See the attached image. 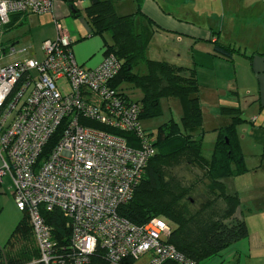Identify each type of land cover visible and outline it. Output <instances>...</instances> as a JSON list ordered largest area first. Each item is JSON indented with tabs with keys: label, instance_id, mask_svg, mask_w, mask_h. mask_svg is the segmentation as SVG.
I'll use <instances>...</instances> for the list:
<instances>
[{
	"label": "built area",
	"instance_id": "built-area-1",
	"mask_svg": "<svg viewBox=\"0 0 264 264\" xmlns=\"http://www.w3.org/2000/svg\"><path fill=\"white\" fill-rule=\"evenodd\" d=\"M52 5L53 0H0V36L12 15L44 14ZM54 25L56 37L43 42L41 60L0 66V180L12 179L15 204L30 217L40 261L87 264L101 247L109 264L141 259L144 264H194L163 242L170 232L165 220L152 218L139 226L118 215L156 152L155 137L141 126L140 104L110 84L121 69L116 56L108 53L97 66L85 67L73 55L69 31L57 19ZM61 78L69 92L57 85ZM60 125L57 143L43 155ZM56 209L71 226L72 248L65 254L54 252L52 227L42 217V211Z\"/></svg>",
	"mask_w": 264,
	"mask_h": 264
},
{
	"label": "trees",
	"instance_id": "trees-1",
	"mask_svg": "<svg viewBox=\"0 0 264 264\" xmlns=\"http://www.w3.org/2000/svg\"><path fill=\"white\" fill-rule=\"evenodd\" d=\"M119 1L122 0H90L81 10L89 26V35L101 37L104 55L113 53L121 64L119 73L110 82L111 86L127 98L129 96L121 88L123 83L141 91L142 96L136 101L140 104V121L161 115V98L176 99L180 106L181 124L170 118L158 126L153 141L156 152L150 157L132 197L118 207V215L139 226L152 218L165 220L170 225V232L163 242L173 246L186 260L203 264L248 235L238 192L228 184L229 179L246 169L237 137V125L244 118L237 107L220 108L219 117L225 119V122L215 130L211 157L205 158L202 155L203 133L200 132L201 88L193 66L177 67L166 61L148 58L147 50L152 42L156 23L141 11V0H136L138 7L134 12L117 14L115 6ZM75 14L80 16L78 8ZM18 15L11 16L3 32L13 27V19ZM106 34L109 35L110 42L104 38ZM213 52L219 57L232 60L235 52L239 51L234 46L214 41ZM18 87L9 99L16 94ZM81 123L108 129L90 121L82 120ZM61 130L60 125L46 144L43 155L53 149ZM116 133L132 138L131 134L125 132ZM182 165L202 172L198 184L205 186L206 197L199 204L193 196L197 190L196 183L185 185L182 182L184 177L174 171ZM21 212L23 215L6 243L0 245V264H43L30 217L26 211ZM42 217L52 227L54 252L65 254L72 248L69 220L57 209L42 211ZM87 264L109 262L101 247H98L88 257ZM121 264H134V261H123Z\"/></svg>",
	"mask_w": 264,
	"mask_h": 264
},
{
	"label": "rangeland",
	"instance_id": "rangeland-1",
	"mask_svg": "<svg viewBox=\"0 0 264 264\" xmlns=\"http://www.w3.org/2000/svg\"><path fill=\"white\" fill-rule=\"evenodd\" d=\"M132 7L125 5L118 9V12H129ZM37 14H30L29 23L36 25ZM73 19L72 30L76 35L72 38L78 39L79 36H87L89 26L83 14L71 18ZM65 21V19H62ZM53 27L55 28L54 21ZM44 24H41V26ZM63 25V24H62ZM28 27L24 25H15L4 31L0 36V66L10 63L15 60L24 59H42V42L41 34L44 32L38 27L27 33ZM63 27H65L63 25ZM52 28V26H51ZM56 30V29H55ZM156 30V29H155ZM104 38L110 42L109 35H104ZM88 42L91 50H97L100 53V44L103 39L99 36H94L76 42L75 45L81 42ZM95 42L94 44H91ZM13 43L16 53L10 54V45ZM203 44L204 41H194L186 35L172 33L159 27L154 34L153 41L151 42L147 56L151 60L166 61L174 66L192 67L195 70V75L198 84L201 88L199 97L202 107V155L209 159L212 154L213 144L216 138V129L219 124L220 108L222 107H237L242 112L244 121L237 125V137L240 147L244 156L245 170L237 175L234 179V189L238 192L240 200V209L243 214L247 226L261 227L264 226V149L258 146L249 137H243L244 127L249 122L250 112L244 111L247 106L246 100L250 96L243 97L242 90L244 89L243 74L236 73L233 70L232 63L224 59L221 64L216 62V65L204 61H195L193 50L202 48L206 50ZM25 48L24 52H19L20 49ZM27 48V49H26ZM203 60V58H201ZM232 66V67H231ZM57 85L63 88V91L69 92V86L63 78L57 80ZM121 88L129 98L134 101L140 100L142 93L139 89L132 87L127 83H123ZM28 92H26L18 106L26 99ZM252 99V98H251ZM161 115L154 118H143L140 123L143 129L151 133L155 137L157 128L168 119L173 118L176 122L181 124L180 121V106L179 102L174 98L163 97L160 100ZM16 109L10 115L6 123L11 120ZM1 119V116H0ZM256 125V123H255ZM262 126V125H258ZM178 170V171H177ZM180 170V171H179ZM174 171L179 172L177 175L184 177L182 182L185 185L195 182L197 190L193 196L196 203H200L206 197V188L204 185L198 184V179L202 177V172L182 167H177ZM14 185L9 175L4 176L0 180V245L3 246L15 225L21 219L23 213L17 208L13 198ZM214 258L207 259L203 264H212ZM134 264H144L143 259L136 261Z\"/></svg>",
	"mask_w": 264,
	"mask_h": 264
},
{
	"label": "crops",
	"instance_id": "crops-1",
	"mask_svg": "<svg viewBox=\"0 0 264 264\" xmlns=\"http://www.w3.org/2000/svg\"><path fill=\"white\" fill-rule=\"evenodd\" d=\"M89 1L79 0L75 5L81 14H83L81 11L83 6ZM70 3L73 2L53 0L51 11L37 14L36 25L29 23V16L34 13L19 14L13 19L12 24L13 26L26 24L29 26L27 33L34 31L37 27L43 30L41 34L43 44L45 40L56 37L52 21L59 20L69 31L72 40L71 48L76 61L88 68L95 67L104 57L103 43L100 44L101 51L98 54L97 50H91L92 47H89L87 41L75 45L79 38L83 41L94 35H89L88 32L87 36L72 38L76 33L72 30L73 19L71 18L78 16L71 13ZM137 3L136 0L119 1L116 3L115 11L120 14L118 9L129 5L132 10L127 13L122 12L120 15L132 13L138 7ZM140 6L141 11L156 23V30L162 27L166 31L186 35L191 40L206 42L207 44H203L206 50L202 51V48L193 50L195 61L201 60L214 66L216 62L219 64L223 62L224 59L213 52L214 41L238 49L239 52H235L232 60L229 61L233 65L234 72L244 73L242 96H250L244 108L245 112H250V118L248 124H245L243 137H249L264 149V0H141ZM41 24L44 25L41 26ZM91 44L95 45V42L92 41ZM224 122L225 119L219 118V124ZM234 179L235 177L228 181L232 188H234ZM247 228V237L231 244L213 257L212 264H264V226H247Z\"/></svg>",
	"mask_w": 264,
	"mask_h": 264
},
{
	"label": "water",
	"instance_id": "water-1",
	"mask_svg": "<svg viewBox=\"0 0 264 264\" xmlns=\"http://www.w3.org/2000/svg\"><path fill=\"white\" fill-rule=\"evenodd\" d=\"M69 8H70V10H71V13H73L74 16H77V15L75 14V12H76V7H75V5H74L73 3H70V4H69Z\"/></svg>",
	"mask_w": 264,
	"mask_h": 264
}]
</instances>
